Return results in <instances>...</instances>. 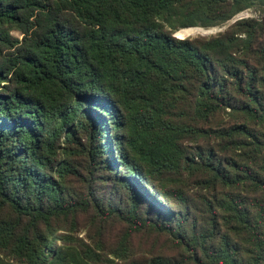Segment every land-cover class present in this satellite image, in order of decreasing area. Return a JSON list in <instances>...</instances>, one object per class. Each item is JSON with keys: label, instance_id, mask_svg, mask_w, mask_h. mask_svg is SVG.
<instances>
[{"label": "trees", "instance_id": "16d2710c", "mask_svg": "<svg viewBox=\"0 0 264 264\" xmlns=\"http://www.w3.org/2000/svg\"><path fill=\"white\" fill-rule=\"evenodd\" d=\"M252 1L0 0V264H264V19L175 36Z\"/></svg>", "mask_w": 264, "mask_h": 264}, {"label": "rangeland", "instance_id": "374dc122", "mask_svg": "<svg viewBox=\"0 0 264 264\" xmlns=\"http://www.w3.org/2000/svg\"><path fill=\"white\" fill-rule=\"evenodd\" d=\"M253 7L241 13V15H237V17L230 23H227L223 26L218 27H210V28H203V27H191V28H200L194 29L193 33L182 29L179 32H182L183 35L178 36L179 33L176 32V36L180 38H198V37H209L212 35H216L220 32L225 31L230 24L238 20L239 16H244L243 18H257V19H264V8L260 4L259 1L253 0ZM241 18V19H243ZM191 33L190 36L188 34ZM15 36L21 35L17 32L13 33ZM183 36V37H182ZM187 179V178H186ZM102 194L108 193L107 188L103 186ZM190 190H195L196 183L194 180L189 181ZM99 189H101L99 187ZM126 230L125 224H119L115 222H110L105 228L102 226V222L98 219H94V212L91 211L87 215H80L77 230L75 233L79 236V238L84 239L86 242L90 243L91 245H100L104 247V252L106 254H110V252L114 251L115 248L118 246L121 236L123 232ZM131 247L133 256H148L154 252H161L165 254L173 253L169 242L166 237L156 235L150 231H143L142 233L134 234L131 238ZM111 259H116L113 256H110ZM117 260V259H116Z\"/></svg>", "mask_w": 264, "mask_h": 264}, {"label": "bare ground", "instance_id": "6f19581e", "mask_svg": "<svg viewBox=\"0 0 264 264\" xmlns=\"http://www.w3.org/2000/svg\"><path fill=\"white\" fill-rule=\"evenodd\" d=\"M178 33H179V35H178V36H181V35H183V33H182V32H179V31H178ZM176 34H177V33H176ZM190 35H191V33H189V34H188V36H190ZM182 37H183V36H182Z\"/></svg>", "mask_w": 264, "mask_h": 264}, {"label": "built area", "instance_id": "2783aa9c", "mask_svg": "<svg viewBox=\"0 0 264 264\" xmlns=\"http://www.w3.org/2000/svg\"><path fill=\"white\" fill-rule=\"evenodd\" d=\"M239 15H241V14H239ZM244 16H239L237 19H241V18H243Z\"/></svg>", "mask_w": 264, "mask_h": 264}, {"label": "water", "instance_id": "95a60500", "mask_svg": "<svg viewBox=\"0 0 264 264\" xmlns=\"http://www.w3.org/2000/svg\"><path fill=\"white\" fill-rule=\"evenodd\" d=\"M176 36V35H175ZM177 37V36H176ZM178 38V37H177Z\"/></svg>", "mask_w": 264, "mask_h": 264}]
</instances>
